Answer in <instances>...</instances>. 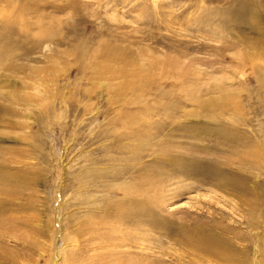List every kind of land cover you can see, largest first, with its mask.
<instances>
[{"label":"rangeland","instance_id":"obj_1","mask_svg":"<svg viewBox=\"0 0 264 264\" xmlns=\"http://www.w3.org/2000/svg\"><path fill=\"white\" fill-rule=\"evenodd\" d=\"M0 264H264V0H0Z\"/></svg>","mask_w":264,"mask_h":264},{"label":"bare ground","instance_id":"obj_2","mask_svg":"<svg viewBox=\"0 0 264 264\" xmlns=\"http://www.w3.org/2000/svg\"><path fill=\"white\" fill-rule=\"evenodd\" d=\"M247 192H249V194L253 195V198H254L253 200L254 201L257 199V197H256V195L254 194L253 191L248 190ZM198 233H200V237L199 236L198 237L200 239V243H201V246H202L201 248H204L206 251H208V253L210 252L209 250L213 251L215 249L216 251H221V249L225 248V247H223V242L220 241L218 239L219 237L217 235H215L212 231L205 230L204 232L203 231H198ZM224 256H226V255H224Z\"/></svg>","mask_w":264,"mask_h":264}]
</instances>
